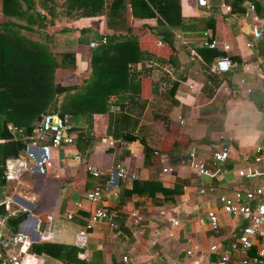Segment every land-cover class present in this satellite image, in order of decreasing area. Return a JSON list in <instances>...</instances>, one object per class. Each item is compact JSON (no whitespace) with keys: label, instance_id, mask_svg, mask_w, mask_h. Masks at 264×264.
<instances>
[{"label":"crops","instance_id":"obj_1","mask_svg":"<svg viewBox=\"0 0 264 264\" xmlns=\"http://www.w3.org/2000/svg\"><path fill=\"white\" fill-rule=\"evenodd\" d=\"M174 1L183 17H211L213 27L176 33L174 50H171L162 42L158 44L160 40L149 30L148 26L155 22L154 18H133L127 7V23L137 30L140 47H159L153 52L162 61L157 58L142 59L135 66L132 70L134 76L141 80L138 92L131 90L111 95L108 108L104 112L92 113L88 121L79 115L71 119L92 139L90 151L81 153L75 144L64 145L54 151V167L47 173L20 171L16 179L6 182L12 185L10 209L20 210L14 205L17 204L23 211H35V216L26 211L31 218L21 229L18 224L16 233L27 235L22 237L27 240L26 247L28 243L40 242L73 245L76 230L83 226L94 207L84 197L93 182L84 170L86 162L103 170L98 180L105 189L97 205L109 214L108 220L96 222L89 229L86 257L76 255L87 264H96L88 261L90 250L101 252L100 264H190V258L185 255L186 249H191L195 256L201 251L205 254L203 258L212 261L238 236L243 220L219 212L220 224L214 231L208 226L206 210L217 208L219 193H231V189L249 184V179L240 173L254 166L256 147L264 151V111L248 99L252 89L264 92V84L255 75V71L264 68L262 42L258 41L251 47L244 45L249 38L248 24L253 20L247 18L240 21V14L226 13L219 5L226 0H207L208 9L199 7L195 0ZM105 2L96 7L98 12H107ZM57 8L61 15L54 17L50 37L46 28H35L30 38L44 42L45 38L50 39L51 42L46 43L58 57L62 52H73L75 67L57 66L54 78L60 84L79 83L90 74L89 53L94 47H89L88 43L100 41L91 38L88 43H80V29L89 28L91 33L98 34V38L110 34L111 30L106 27L105 14L76 17L73 16L74 6L68 7V10ZM257 8L258 18L264 19V3L259 0ZM20 10L31 12L21 2ZM35 10L47 14L39 5ZM0 18L2 25L8 17L0 13ZM8 19L27 25L25 16ZM204 31L217 42L229 46L227 52L211 50L219 52V55H229L237 63L236 67L219 74L210 71L209 66L216 56L208 63L198 52L199 48H207L201 44ZM53 41L57 46H53ZM190 50L196 53V57ZM172 82L174 88L170 90ZM190 83L192 87L188 88ZM63 95L58 96V101ZM113 102L123 103L125 107L120 109L115 103L119 108L111 109L115 106ZM8 127L15 128L10 123ZM126 131H130L134 139H123L121 134ZM76 134L77 131H74L75 138ZM141 137L151 148L163 151L159 153L158 164L145 165ZM173 141L185 145L181 147L177 143L173 149V156H179L174 162L171 155L166 154ZM222 145L229 147L228 157L218 165L219 170L214 175L199 174L190 166L187 158L192 149L193 162H203L210 173L215 171L211 154ZM74 148L85 162L81 158L77 162L71 158L68 152ZM117 163L122 164L128 173H133L136 179L118 178L114 171L109 176L108 172ZM164 167H171L172 170L162 172ZM150 180L151 183L145 186L144 182ZM134 183L139 186L131 189ZM64 185L67 189L62 191L61 186ZM201 187L204 192L198 193ZM124 190L128 192L124 193ZM16 193H21L24 198ZM14 196L15 201L12 200ZM7 198L3 196L0 201ZM74 200L80 201V208L71 204ZM67 212L72 213L71 219L65 217ZM43 232H50L51 237L41 239ZM3 236L9 242V235L3 233ZM210 245H216V251H210ZM12 246L9 242L4 249L13 250ZM17 248L18 245L14 249ZM20 257L22 264H61L52 256L30 254L26 249Z\"/></svg>","mask_w":264,"mask_h":264},{"label":"trees","instance_id":"obj_2","mask_svg":"<svg viewBox=\"0 0 264 264\" xmlns=\"http://www.w3.org/2000/svg\"><path fill=\"white\" fill-rule=\"evenodd\" d=\"M59 1L0 0L2 15L8 18L25 16L27 22V25H20L7 18L4 24L0 25V186L7 182L3 174L5 161L18 157L25 144L22 136L30 133L42 114L48 111L68 114L72 130L77 131L74 144L81 153H86L91 150L92 139L86 135L85 131L73 124L71 119L79 115L88 121L92 113L104 112L108 108V98L111 95L115 96L131 90L138 92L141 80L134 76L132 70L135 66L142 59L157 58L158 61H162L153 50L148 49L150 47L145 49L140 47L138 35L127 23V7L133 18H154V24L148 26L149 30H152V34L171 50H174L176 33L203 31L206 28H212L214 23L213 18L203 15L183 17L179 5L174 0H61V3ZM103 1H106V13L98 12L96 9L103 4ZM241 1L227 0L226 2L230 4L231 11L237 13L242 10ZM20 2L27 11L31 10V12L23 13L20 10ZM36 5L44 9L47 14H40L36 11ZM72 6L75 10L73 16L76 17L105 14L106 27L111 30V33L104 34L102 36L105 38L104 42H98L90 50L89 76L79 83L60 84L54 80V69L57 66L75 67V54L71 51L62 52L56 59L58 55L52 52L47 45L49 41L51 42L50 39L45 38L44 42L33 40L30 37L35 28H46V34L50 37L49 35L52 34L50 25L55 16L61 15L57 7H60V10H68L67 8ZM91 32L89 28L80 29L78 41L88 43L91 40ZM53 46H57L54 41ZM198 52L208 63L220 54L207 48H199ZM172 88H174L173 82L170 90ZM62 93H64L62 101L56 105L55 100ZM248 99L258 109L262 108L264 111L262 90H250ZM115 103L120 106V109L125 107L123 103L113 102L112 104L115 105ZM8 123L16 129H21V132H13L12 127H8ZM121 137L125 140L134 139L130 131L122 133ZM140 143L145 165L158 164L159 153L163 151L151 148L142 137ZM177 143L181 147L185 146L184 143L173 141L166 150V154L171 155L173 162L179 159V156H173L172 152L178 145ZM80 158L82 162L86 161L84 157ZM91 179L93 181L92 177ZM144 183L146 186L151 183V180ZM134 186L139 185L134 183L131 189ZM127 192L124 190V193ZM26 213L23 210L6 209L0 201V251L9 246L8 238L3 236V233H7L9 238L15 234L19 222ZM246 223L247 221L240 223L237 235ZM77 250L71 244L59 245L44 242L28 243L26 247V252L30 254L42 257L52 256L61 264H87L84 259L76 258ZM253 251L254 249L250 253ZM88 261L100 264L102 262L101 252L90 250Z\"/></svg>","mask_w":264,"mask_h":264},{"label":"built area","instance_id":"obj_3","mask_svg":"<svg viewBox=\"0 0 264 264\" xmlns=\"http://www.w3.org/2000/svg\"><path fill=\"white\" fill-rule=\"evenodd\" d=\"M197 5L201 8L208 9L209 4L207 0H195ZM259 0H242L240 6L241 11L237 12L243 19H252V23L248 24V40H245L244 45L251 47L258 41L262 42L264 50V19L258 18V4ZM220 7L226 13H233L230 4L221 1ZM236 13V14H237ZM202 46L209 49H219L227 52L229 46L224 43L217 42L211 38L207 31L203 32ZM104 37L100 38V43H103ZM98 42L90 41L89 47H94ZM160 44V41H158ZM190 53L196 57V53L190 50ZM237 63L233 61L229 55H218L213 61L209 69L212 73L219 74L232 70ZM255 75L264 84V68L255 71ZM192 84H188L191 88ZM179 118V117H178ZM13 132L20 133L21 129L12 128ZM74 131L72 130L68 116L66 114H59L57 112L48 111L41 115L39 120L35 123L33 129L27 135H23L25 142L23 150L19 153L17 158L8 159L5 161L3 174L5 180L16 179L20 171H32L45 174L54 167L53 155L54 151L59 150L64 145L74 144ZM229 147L222 145L218 150L211 154V162L215 166V171L209 172L203 162H193L194 152L191 149L188 153V161L191 167L199 174L214 175L218 172V165L228 157ZM71 158L74 161H80L79 152L74 148L69 151ZM254 166L241 172L240 174L246 179H258L257 182L249 183L231 189V193L222 192L216 197V202L219 206L217 208H208L206 210V218L208 226L211 230H216L220 224L219 212L238 217L243 221H247L241 227V231L234 241L230 242L226 250L218 252L216 258L212 261H207L203 258V252H198L195 256L191 249L185 250V255L190 258V264H264V151L260 147H256L253 155ZM85 172L93 178V182L85 191L84 197L87 201L94 204L92 210L89 211L85 223L78 228L74 234L73 245L78 249L77 257H86L85 249L87 245L88 231L91 226L99 221L109 218L107 211L97 205V202L102 198V193L105 186L98 180L103 174V170L91 163H84ZM171 167L162 168V172L171 171ZM116 177L125 178L127 180H134L136 176L133 173H128L125 167L117 163L114 165ZM111 177L109 178V180ZM203 193L204 188L201 187L197 191ZM6 209H10L11 199L2 201ZM71 204L75 208H80V201L74 200ZM65 217L71 219L72 213L67 212ZM20 223V222H19ZM176 223V221H173ZM41 239H49L50 232H43ZM10 246L18 245L16 251L8 249H1L0 264H22L20 253L26 249L27 240L20 236V233H15L9 238ZM216 245H210V251H216ZM254 249L253 253L250 251ZM205 255V254H204Z\"/></svg>","mask_w":264,"mask_h":264},{"label":"rangeland","instance_id":"obj_4","mask_svg":"<svg viewBox=\"0 0 264 264\" xmlns=\"http://www.w3.org/2000/svg\"><path fill=\"white\" fill-rule=\"evenodd\" d=\"M227 1V0H226ZM260 2H262V3H264V0H260ZM227 3V2H226ZM199 16V15H198ZM263 17H264V15H263ZM0 21H1V18H0ZM231 29V28H230ZM226 30V29H225ZM133 31L135 32V34H136V32H137V30H135V29H133ZM91 38L92 39H94V40H98V34L96 33V32H93L92 33V36H91ZM148 48V47H147ZM149 50L151 49V50H154V51H158L160 48L159 47H152V48H148ZM56 59H58V56H57V58ZM148 63V65L149 64H151L152 65V63L151 62H147ZM219 77H221V75H218ZM162 79V76H160V80ZM54 80L56 81V79L54 78ZM162 81H163V79H162ZM56 101V105H58L59 104V102H61L62 101V98H60V100L58 101V96H57V100H55ZM249 183H254V182H256V179H249V180H247ZM246 181V182H247ZM11 186L12 185H9V184H5V185H3V187L2 186H0V195H1V197H0V199L3 197V196H6V197H8L9 199H10V191H11ZM67 189V187H65V185L64 186H61V190L63 191H65ZM16 194H18V196H20L21 198H24V196L21 194V193H16ZM7 198V199H8ZM217 203V205L219 206V204H218V202H216ZM18 209H22V207L21 206H19V205H17V204H14ZM25 210V209H24ZM25 211H27V212H29L31 215H33V216H35V211H32V210H25ZM37 230V229H36ZM23 235L25 236V237H27V235L26 234H20V236L21 237H23ZM6 241V240H5ZM17 247V245H14V246H12V248H13V250L14 251H16V249H14V248H16Z\"/></svg>","mask_w":264,"mask_h":264},{"label":"water","instance_id":"obj_5","mask_svg":"<svg viewBox=\"0 0 264 264\" xmlns=\"http://www.w3.org/2000/svg\"><path fill=\"white\" fill-rule=\"evenodd\" d=\"M118 109L119 108V106H117V105H115V106H111V109ZM13 201H15L16 200V198H15V196L13 197V199H12ZM31 218V216H30V214L29 213H26V215H25V217L20 221V223H19V229H21L22 228V225L28 220V219H30Z\"/></svg>","mask_w":264,"mask_h":264}]
</instances>
